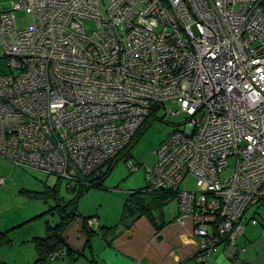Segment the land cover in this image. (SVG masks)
Segmentation results:
<instances>
[{
	"label": "built area",
	"instance_id": "built-area-1",
	"mask_svg": "<svg viewBox=\"0 0 264 264\" xmlns=\"http://www.w3.org/2000/svg\"><path fill=\"white\" fill-rule=\"evenodd\" d=\"M20 10L30 26L17 28ZM0 45V158L94 186L173 101L167 113L186 119L155 149L144 190L173 193L197 264L235 244L244 213L264 202V0H14L0 11ZM187 174L194 191L179 188ZM85 224L99 228L94 216Z\"/></svg>",
	"mask_w": 264,
	"mask_h": 264
},
{
	"label": "rangeland",
	"instance_id": "rangeland-1",
	"mask_svg": "<svg viewBox=\"0 0 264 264\" xmlns=\"http://www.w3.org/2000/svg\"><path fill=\"white\" fill-rule=\"evenodd\" d=\"M12 1L14 0H0V6L3 2L10 3ZM14 16L17 28H25L32 24L30 15L23 10L15 12ZM2 56L3 52L0 54V74L8 72L5 59ZM168 109L176 111L178 106L171 101L161 105L158 111H152L142 125V133L130 140L126 153L117 156L112 164V169L104 177L101 185L91 186L80 196H78L79 186L68 189L66 181L63 179L34 170L22 169L0 158V177L4 179V184L0 186V216L4 227L13 224L0 232L1 261L5 264H20L19 249L26 245L22 242V237L28 233L42 234L43 236L46 225L48 223L51 226L60 224L64 213L72 215L68 225L74 223L73 217L84 224V217L94 214H97L101 219L104 218L105 223L118 219L124 198L130 192H139L146 186L145 170L146 167L154 163L156 157L154 151L159 143L173 128L179 127L186 119L182 112L168 114ZM228 163L229 166L220 173L221 179L227 178L233 172V160L229 159ZM129 164H132L135 170L131 171ZM54 185H56L59 200L49 193L44 196L38 195L39 191H44L45 186L54 188ZM179 186L182 190H196L194 178L190 174L185 175ZM22 188L26 193L29 192L27 195H31L32 198H26ZM263 203L259 207V211L264 213ZM250 209L252 208L244 213L242 221L245 222L248 218ZM73 211L76 212L75 216L71 214ZM39 214L43 215L35 217ZM260 216L259 213L255 215L259 222L257 225L245 223V225L247 224L245 234H250V237L246 236L248 238L246 240L245 235H240L234 245L236 247L229 246L230 248L223 254L228 258V261H230L232 252L237 253L238 250L243 252V249L245 253L239 252V255L251 254L264 260V238L261 234L264 228ZM13 220L15 223H10ZM11 227H13L12 230L5 231ZM74 236L75 233L72 234V237ZM217 247L221 248L220 245ZM63 259L65 258H59L50 263L60 264Z\"/></svg>",
	"mask_w": 264,
	"mask_h": 264
},
{
	"label": "crops",
	"instance_id": "crops-1",
	"mask_svg": "<svg viewBox=\"0 0 264 264\" xmlns=\"http://www.w3.org/2000/svg\"><path fill=\"white\" fill-rule=\"evenodd\" d=\"M8 5L9 2H3L0 10L6 9ZM1 52L2 48L0 46V54ZM155 110L158 111V109L153 111ZM54 186L56 187V185ZM48 187L52 186H45L44 191ZM21 190H24L26 198L30 197L24 188ZM261 205L252 207L249 210L250 212L248 211V218L245 222L244 220L242 221L244 225L242 236L245 235L246 240H248L247 237H250V234H245L246 225L248 223L252 224L251 219L255 218L257 213L261 215L262 227L264 228V213L259 211ZM45 211L43 212L45 213ZM91 216L98 219L99 228L95 229L87 226L88 231L90 230L87 232L83 222L81 223L73 217L74 223L70 224L72 226L67 224L62 233L65 247L70 250V253L49 259L44 264H51L50 262L59 258H65L60 264H197L195 253L198 238L193 233L192 221L187 215L183 217L182 222L177 220L178 212L173 200L168 201L163 206L162 217L154 219L155 224L161 225L159 229H156L145 215H139L134 219L124 217L123 206L119 218L114 221L105 223L104 218H99L97 214ZM10 223H15V221L13 220ZM245 223L247 224L245 225ZM11 225L13 224L4 227L0 216V232ZM47 226L51 225L48 223L45 230ZM13 227L5 231H10ZM73 233H75L74 237H72ZM45 234L42 236V234L33 235L28 233L22 237V242L26 245L20 247L21 255L17 253L21 259L20 264H33L37 258L33 238H42ZM261 234L264 238V229ZM70 237L71 239H69ZM74 239L75 241H73ZM219 245L221 248L218 249L217 246ZM234 245H236V242ZM234 245H230L227 242L217 244L209 257L210 264H264V260L255 255H239L245 251L244 249L243 252L240 250L237 253L232 252L230 261H228V258L223 254L230 248L229 246L236 247ZM76 251L83 255H77ZM0 264H5L1 261V258Z\"/></svg>",
	"mask_w": 264,
	"mask_h": 264
},
{
	"label": "trees",
	"instance_id": "trees-1",
	"mask_svg": "<svg viewBox=\"0 0 264 264\" xmlns=\"http://www.w3.org/2000/svg\"><path fill=\"white\" fill-rule=\"evenodd\" d=\"M144 124V123H143ZM142 124V125H143ZM142 125L138 128L137 131H135L134 135L131 139H134L137 135V137L142 133ZM128 148V145L123 149L117 156L119 157L120 154L126 153V149ZM117 156L112 159L107 169L103 172H100L96 177H94L92 180H97L95 186H100L102 180L104 177L108 174V172L112 169L113 162L117 159ZM76 187V186H75ZM80 193L78 196L82 195L83 192H85L88 188L91 186H82L79 185ZM29 193V192H28ZM49 193L52 195L56 200L60 197H58V193L56 190V187H48L45 191L40 192L38 195L44 196ZM31 198L32 196L29 195ZM49 196V195H48ZM46 199V198H44ZM173 200V193L166 191H158L153 194L146 193L144 188H142L139 192H130L126 199L123 202V216L126 218L134 219L139 215H145L149 218V220L153 223L156 229H159L161 225L155 224L154 219H160L162 217V208L168 201ZM56 202V201H55ZM257 206V205H256ZM255 206V207H256ZM74 210V209H73ZM65 212V211H64ZM71 214H74V211L71 212ZM40 215H37L35 217H39ZM72 215H65L62 217V222L57 223L54 226H47L46 228V234L44 237H37L33 238L34 246L37 251V258L33 262V264H44L49 260L50 254L53 252L65 250V254H69L70 250L65 247L64 239H63V230L65 226L68 224L69 220L71 219ZM93 217V216H89ZM88 217H84V228H87V225L85 224V220ZM87 232L88 228L86 229ZM1 241V239H0ZM77 255H83L80 252L76 251Z\"/></svg>",
	"mask_w": 264,
	"mask_h": 264
},
{
	"label": "bare ground",
	"instance_id": "bare-ground-1",
	"mask_svg": "<svg viewBox=\"0 0 264 264\" xmlns=\"http://www.w3.org/2000/svg\"><path fill=\"white\" fill-rule=\"evenodd\" d=\"M255 207V206H254Z\"/></svg>",
	"mask_w": 264,
	"mask_h": 264
}]
</instances>
